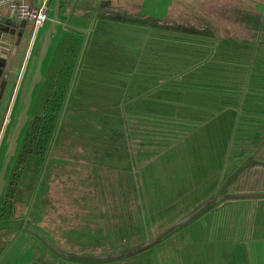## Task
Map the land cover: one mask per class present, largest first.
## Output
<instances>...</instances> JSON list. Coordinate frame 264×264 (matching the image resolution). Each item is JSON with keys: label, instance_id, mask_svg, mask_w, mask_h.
<instances>
[{"label": "trees", "instance_id": "trees-1", "mask_svg": "<svg viewBox=\"0 0 264 264\" xmlns=\"http://www.w3.org/2000/svg\"><path fill=\"white\" fill-rule=\"evenodd\" d=\"M67 1L59 0L60 10ZM225 1L220 8L217 0H173L169 18L150 22L160 31L149 34L136 69L148 87L136 99L138 88L131 82L127 111L97 113L100 120L88 133L93 149L85 157L90 182L84 191L68 186L71 170L79 171L80 164H71L60 153L69 146L66 138L71 136V114L77 112L69 109L71 95L63 111L71 67L78 58L74 51L77 41L65 42L68 45L61 51L59 69L49 77L50 64L33 104L35 108L40 102L43 109L35 113L33 108L34 116L7 168V185L0 196V257L24 220L54 247L72 255V260L98 262L102 260L94 258L140 246L138 236L134 239L132 234L140 231L147 235L145 220H150L153 211L147 214L148 208L142 204L145 194L153 209L158 200L167 203L174 194L179 199L186 193L182 184L180 188L170 184L175 179L170 180V174L177 168L170 166L162 172L161 189L150 168L154 159L173 154L172 149L182 143L195 163L190 174L201 173L198 165L205 163L222 176L212 186L223 187L220 194L230 195L226 201L246 199L238 198L237 194L245 192L236 190L244 180H236L251 171L247 163L252 156L259 158L264 153V14L255 8L256 3L264 5V0H223L221 4ZM177 11L182 19L175 25L168 23ZM199 140L200 158L195 144ZM50 147L54 152L49 156ZM184 148L175 149L183 158ZM259 165L264 170V163ZM215 206L207 205L200 214L214 210L212 230L220 231L231 244L242 233L253 231V222L244 221L253 214L252 209ZM135 208L138 221L133 216ZM102 218L106 221L93 223ZM221 253H209V258L234 259L233 251L228 253L224 248ZM167 258L174 262L175 253L164 260ZM40 260L44 264L45 257ZM175 261L188 263L180 253ZM148 264L156 263L150 260Z\"/></svg>", "mask_w": 264, "mask_h": 264}, {"label": "rangeland", "instance_id": "rangeland-1", "mask_svg": "<svg viewBox=\"0 0 264 264\" xmlns=\"http://www.w3.org/2000/svg\"><path fill=\"white\" fill-rule=\"evenodd\" d=\"M202 1L204 2V0ZM222 2L223 0H217V7L221 8V6H225L227 3L225 1L223 4H221ZM40 5L41 0H38L35 7H39ZM193 7H196V5H193L192 8ZM255 8L264 14L263 4L256 3ZM219 10L220 9L216 8L215 12H219ZM158 16L159 17L156 18L160 19L161 21L169 18L163 17L162 15ZM180 17L181 16L177 11L175 15L171 16V18L168 20V23L177 24L178 21L182 19ZM146 21L149 23L153 20L147 19ZM27 25L32 27V24L27 23ZM32 29L34 30V27L28 30V36L33 31ZM8 32L14 34L16 29L9 28ZM115 33L118 32L116 31ZM128 36H130V32ZM113 37L116 38V40H109L106 34H103L97 30L92 38L85 43V54L83 61L81 62V65L80 61L78 65L76 64V60L73 62V66L71 67L72 76L71 81L69 82L71 85L68 90H65L67 96L63 106V111H65V108L69 104L68 98L69 95H71L69 109L76 110L77 112L71 114L73 116L70 124L72 129L70 132L71 136L66 138L69 146L60 153L71 164H75V162L80 164L79 171L77 168L71 170L73 176L69 179L70 181L68 184L69 187L77 188L79 191L86 190L90 182V178H88L89 173L85 157L92 154L91 148L93 149V147L89 144L88 133L93 131V128L95 127L94 125L100 120L97 113L101 112L105 115H113L116 110L120 112L127 111L129 108L127 101L129 98H132V93L129 88V84L131 82H136V88H138L135 90L136 94H134L136 99H138L137 95L145 92V89L148 87V84H146L144 81L146 80L144 79L145 77H142V75L138 76V74H136V66L131 70V65L129 64L127 72H125V67L120 65L122 62L121 59L125 60L126 57L125 49L120 50L118 45L125 42L124 39H122V35L116 34L113 35ZM79 40L80 42L78 43V48L76 50L77 55L80 52L82 45V40L80 38ZM93 52H96L97 54L99 53V55L96 57V61L94 62L95 68L97 69L95 73L87 71L88 66L86 65L89 59L92 62L93 59L91 54ZM129 57L130 56H128V59ZM18 59L19 56L17 57L15 64L17 63ZM108 69H110L112 72L102 73V71ZM138 81L141 82L137 83ZM5 83H3V85H5ZM3 89L4 87L2 86V90L0 91V99L2 101V106L0 107V122L7 114V101L4 100L3 102L5 92ZM33 108L34 106L31 108V118L34 116L32 114ZM42 109L43 106L39 102L34 108V112H40ZM88 111L91 113H87ZM103 121L107 122V119H103ZM75 132L77 133L72 135ZM199 143H201L200 140L195 141V144L198 145L196 147V153L199 154L198 157L200 158V150L202 145H199ZM187 144L188 142L186 145ZM73 146L75 149L72 152ZM180 146L182 148L185 147L183 143L179 144L177 147L172 149L174 151L173 154L171 152L170 155H167L166 157L161 155L154 159L153 163L150 165V168L153 170V178L156 177V183L160 189L161 185L159 184L163 183V179L159 176L162 174V172L170 166L177 168L175 173L172 175L170 174V180L172 177L175 178L173 179V183L170 182V184L177 185V188H180L178 185L182 184V188L186 193L179 199H177L174 194V196H172V198L167 203L160 204V200H158L153 209L149 208V195L145 194L142 204L148 208L147 214L151 210L153 211L149 213L150 220H147V217L145 220L144 228H146L145 231L147 235L144 237L143 232L141 234L140 231L138 232V235L132 234L134 239L138 236V242H140L138 245L140 246L136 245L138 247L122 252L123 254L131 253L129 256L111 258L98 262H92L88 260L79 261L72 260L71 258H65L68 264H148L150 260H152V263L155 262L156 264H176L175 260L177 259V254L179 253L183 254L187 258V264H264V170H262V166L259 165L264 163V153L262 152V155L259 158L257 155L252 156L247 163V166L250 167L251 171L248 170L246 174L243 173L242 175H239L236 180L237 182H239L241 178L244 180L242 183L238 184L236 190L246 193L248 190L256 188L258 191L246 194L239 193L237 194L238 198L244 196L246 199L238 200L236 202H229L226 201V198L230 197V195L226 196L222 195V193L220 194V191L223 189V187L212 186L216 185V183L218 184L222 178V176H219L216 169H212V167H206L205 163H199L198 170H202L201 173L197 175L190 174V171L195 169V163H193L192 158L190 159V153L186 152V148H184V158L178 155L177 152L181 153L180 151L175 152V149H178ZM84 148L86 150L82 151L81 153V149ZM51 152L53 153L54 151H52L50 147L49 156ZM58 153L59 150L57 151V154ZM215 154L213 155L215 156ZM75 158L79 159L76 160ZM178 159L181 160V163L177 162ZM193 160L197 162V159ZM256 161H259L257 162L258 164ZM141 171V169L137 171L138 185H140ZM187 172H189V174ZM63 173L65 174L64 170ZM187 176H189L190 179ZM243 185H245V187H243ZM163 189H165L164 185ZM166 189L169 190L170 187L167 186ZM60 192H62V190ZM166 196H168V194ZM205 202L214 204L216 205L215 208L219 209L225 208L226 210H231L233 205L236 206V210L237 208L240 210L242 206H245L246 209H252L253 214L247 215L244 221L253 222V231L250 234L248 232L242 233L236 242L231 244L230 239L223 237L220 231L212 230L211 223L214 220V210H209L206 213L204 211L202 214H200V212L194 214L197 209L200 208V206H203V203ZM197 206L198 208L194 210ZM133 213V216L135 215V220L138 221L139 216L138 210L136 208ZM190 217L191 219L188 221L182 222L183 220H187ZM104 221H106L104 218L100 220L94 219L93 223L99 224L103 223ZM176 223L182 224L180 227H175L172 229ZM26 224L27 220H24L21 227L27 226ZM19 230L21 231L22 229ZM112 238L114 239V237ZM224 248L228 253L233 251L234 259H231V261H225V259L220 257H216V260L213 259V257L209 258V253L217 252L221 255V250L223 251ZM171 252L175 253L174 262L172 259L169 260V258L164 260V257L171 255ZM244 254H246L245 258ZM57 261H59V259H57Z\"/></svg>", "mask_w": 264, "mask_h": 264}, {"label": "crops", "instance_id": "crops-1", "mask_svg": "<svg viewBox=\"0 0 264 264\" xmlns=\"http://www.w3.org/2000/svg\"><path fill=\"white\" fill-rule=\"evenodd\" d=\"M48 1L49 18H51L55 0ZM37 2L38 0H30L33 6H35ZM172 3L173 0H68L63 9L60 10L59 8L58 15L60 23L57 27L58 33L52 37L50 47L42 62V82L39 86L35 87L34 98L38 95V91L45 79L50 64L51 67L48 71L49 77L59 69L58 63L61 58V51L68 45V43L66 44L65 42L67 40H76L77 43L74 47L76 53L78 43L80 42L79 38L82 40L80 52L76 60V64L78 65L80 61L81 65L85 54V43L92 38L97 30L106 34L109 40H116L113 35H122V39H124L125 43H120L118 47L120 50L125 49L126 58L125 60L121 59L122 62L120 65L125 67V72H127L129 64L131 65V70L135 68V66L137 69L142 49L147 43L149 34L158 33L160 31L158 25L151 26V21L147 23L146 20L150 19L160 22L161 20L157 19L159 17L158 15L167 17ZM0 17L2 18L1 20L5 21L6 25L9 23H16V32H14V34L11 33L6 37L3 36L0 38V77H2L1 73L4 69V64L8 59L12 46L17 40V34H20V28L17 26L18 20L16 15L12 11L2 8L0 10ZM47 23L40 29H32L33 31L29 36L27 32L30 28H33V26H26L21 34L20 45L14 60L12 73L7 81L0 78V91L2 90V86L4 87L3 90H5L3 102L4 100L7 101V114L0 122V165L2 163L5 142L12 120L20 108L19 97L21 90L26 81V75L32 62L34 63L33 69L36 66V61H33L35 58L34 55L40 47L38 44L39 38L48 29ZM5 24L0 25V27H7ZM116 31L118 33H115ZM129 32L130 36H128ZM62 35L63 40L60 42L59 39ZM58 45V52L54 56ZM119 54L124 55L122 53ZM97 55H99V53L93 52L91 54L93 59L92 62L89 59L86 64L88 66L87 71L91 73L97 71L94 63ZM18 56L19 59L15 64ZM128 56H130L129 59ZM136 69L135 71L137 72ZM110 72H112L110 69L102 71V73ZM3 83H5V85H3ZM1 106L2 101L0 99V107ZM41 256L45 257L44 264H68L65 258L50 249L38 237L21 230L17 237L9 244L6 251L1 255L0 264H41ZM57 259H59V261H57Z\"/></svg>", "mask_w": 264, "mask_h": 264}, {"label": "water", "instance_id": "water-1", "mask_svg": "<svg viewBox=\"0 0 264 264\" xmlns=\"http://www.w3.org/2000/svg\"><path fill=\"white\" fill-rule=\"evenodd\" d=\"M59 12V0H55V6L53 8V15L51 18L48 20V29L44 32V34L39 38L38 44L40 47L37 49L36 54L34 55V62L36 61V66L33 69L34 63L32 62L31 67L28 70V73L26 75V81L22 87L21 94L19 97V111L18 113L14 116L13 122L11 124L8 136L6 138L5 142V150L3 153V159L2 163L0 165V196L4 193L6 185H7V179H6V173H7V168L10 164V162L15 159L17 151L19 149L20 141H21V136L26 129L29 121L31 120L30 113H31V108L34 102V92H35V87L39 86L40 83L42 82V74H41V67H42V62L44 61L48 48L50 47L51 44V39L54 35L58 33L57 27L59 26L60 23V18L58 15ZM2 18L0 17V25H4L5 21L1 20ZM17 26L20 28V34H17V40L15 44L12 46V49L10 51V54L8 56V59L6 60L4 64V69L2 70V78L4 81H7L10 74L12 73L13 69V64L14 60L18 51L19 47V42L21 39V34L22 31L26 28L27 22L25 20L17 21ZM6 25V24H5ZM7 27L2 28L0 27V38L1 37H6L7 35L11 34L8 32L9 28H15V24H7ZM36 97V96H35ZM234 178V177H233ZM232 178V179H233ZM209 202L203 203V206L199 209L194 214H197L201 212ZM193 214V215H194ZM192 215V216H193ZM190 218L187 220H183L182 222L188 221ZM182 223H176L173 228L175 227H180ZM22 225V224H21ZM19 226L20 229L38 237L43 243H45L50 249L55 251L57 254H59L63 258H69L72 257V255L63 253L56 247H54L51 243H49L46 238L40 234L39 232L28 228L27 226L21 227ZM170 229V230H172ZM129 254H111V255H105V256H99L97 260H107L111 258H119V257H125L129 256Z\"/></svg>", "mask_w": 264, "mask_h": 264}, {"label": "built area", "instance_id": "built-area-1", "mask_svg": "<svg viewBox=\"0 0 264 264\" xmlns=\"http://www.w3.org/2000/svg\"><path fill=\"white\" fill-rule=\"evenodd\" d=\"M12 11L18 21L25 20L35 30L42 28L49 20V1L41 0L39 7L33 6L30 0H0V10Z\"/></svg>", "mask_w": 264, "mask_h": 264}]
</instances>
